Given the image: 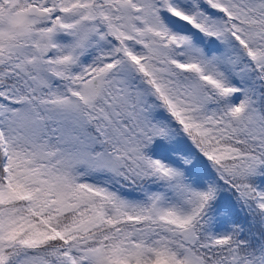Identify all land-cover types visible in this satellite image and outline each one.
I'll use <instances>...</instances> for the list:
<instances>
[{
	"label": "snow or ice",
	"instance_id": "1",
	"mask_svg": "<svg viewBox=\"0 0 264 264\" xmlns=\"http://www.w3.org/2000/svg\"><path fill=\"white\" fill-rule=\"evenodd\" d=\"M0 264H264V0H0Z\"/></svg>",
	"mask_w": 264,
	"mask_h": 264
}]
</instances>
